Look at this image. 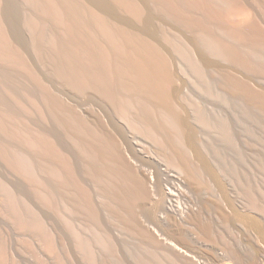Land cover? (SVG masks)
<instances>
[{
    "label": "rangeland",
    "instance_id": "rangeland-1",
    "mask_svg": "<svg viewBox=\"0 0 264 264\" xmlns=\"http://www.w3.org/2000/svg\"><path fill=\"white\" fill-rule=\"evenodd\" d=\"M39 1L11 0L9 4L15 5L11 11L3 2L0 7V37L7 34L11 39V45H7L5 38H0V52L4 51L0 53L4 55L0 56V114L8 111L4 117L0 115V170L6 169L4 157L11 160L12 154L26 155L34 167L33 173L38 171L49 179L53 195L68 203L70 209L76 211L92 229L98 228L96 231L101 233L98 240L103 243L99 241L101 245H98L99 242L89 240L88 250L94 255L92 259L86 257L82 249L79 264H130L123 255L124 248H129L125 252L132 254L137 262L140 261L139 264H149L147 251L162 254V257L169 254L170 264H264V74L249 69L250 74L247 77L245 73V78V70L236 71V78L247 80L250 86H246L250 91L241 88V93L238 90L239 95L230 89L209 86L205 83L209 78L197 77L195 72L194 77L193 71L190 72L192 76L177 72L171 62L172 84L162 85L156 91L159 94L155 92L162 101L158 97L154 100V95L141 91L140 87H135L137 92L135 89L127 90L126 86L124 89L125 84L122 85L118 77H113L114 72L111 69L108 72L104 63L110 58L114 63H120L124 58L113 55L112 43L110 46L106 42L109 40L103 41V36L96 29L93 32L96 39L92 36L93 40L90 37L93 30L85 31L89 30L88 24L95 26L94 17L89 14L92 10L88 9H93L91 14L97 12L104 16L106 23L107 18L108 22L110 19L108 14L101 12L91 1L82 2L83 6L89 2L88 9L84 8L91 16L90 21L86 15L84 17L87 18L83 19V14L77 18L84 25L89 21L88 27L82 30L85 26L75 23L77 14L69 16L75 17L73 22L67 17L69 14L61 7L62 0L57 5H61L59 12L63 10L65 13L61 12L63 17L59 13L61 18L55 20V15L47 11V2ZM80 1L73 0L74 5ZM101 1L116 10L118 15L125 13L115 0ZM90 4L94 7H89ZM82 5L78 4L77 8ZM6 8L8 13L4 11ZM77 8L75 13L80 14L81 9ZM83 9L81 13L86 14ZM251 11L263 19L264 0H252ZM46 12L50 14L48 17ZM243 12L238 9L236 13L240 16ZM13 14L17 15L16 20ZM59 20L63 21L62 24ZM64 20L70 23L69 26ZM224 25L228 26L226 22ZM74 26L83 33L74 31L77 29ZM79 35L90 38L86 36V41ZM88 42L92 46L89 47ZM98 44L100 48L105 44L103 48L113 52V58L106 59L105 54L97 49ZM102 55L104 60H100ZM245 90L247 93L255 92L250 95L252 100L245 96ZM164 95L171 97L164 100ZM172 102L175 106L171 105ZM49 123L55 126L54 134L59 138L62 136L60 139L63 141L59 139V142L67 149L66 152L47 145L45 134L48 136L47 130L54 127ZM50 136L48 138L52 139ZM33 142H36L35 146ZM42 142L50 151L43 150L45 145ZM67 152L77 158V163L82 162L78 167L79 174L74 172L78 176L71 175L75 179L69 178L67 171L64 173L66 158L63 157ZM20 177L22 182L24 176ZM136 213L143 224L141 231L131 228L130 223L136 219ZM157 217L158 220H154ZM145 219L150 223L144 222L145 225ZM149 230L154 234L153 240ZM231 251L239 253L240 259L232 258Z\"/></svg>",
    "mask_w": 264,
    "mask_h": 264
},
{
    "label": "bare ground",
    "instance_id": "bare-ground-1",
    "mask_svg": "<svg viewBox=\"0 0 264 264\" xmlns=\"http://www.w3.org/2000/svg\"><path fill=\"white\" fill-rule=\"evenodd\" d=\"M37 1H39V0H37ZM45 1L47 2L46 4L48 5L47 6L44 3L46 5V7H48L47 11L50 10L49 12L52 13L51 15H53V14L55 15L53 18L54 20H55V18L60 19L61 18V17H59L60 15H62V17H63V14L61 12L63 10L64 11L66 10L65 11L66 14L67 15L69 14L68 16L66 15L67 17H69L71 15H75V14L78 15V17H76L77 22H75V23H78L77 25L80 26L79 23H81V22H78V21L80 19L79 17L82 14H83V17L86 15L88 17L89 21L91 20V16L93 15V17H94L93 24L95 23V26H93L94 28L90 24H88L89 21H88V23H86L85 22L86 20H85L84 21V23H86L85 25L82 24L83 22L81 23V25H84L85 28L80 26V27H82V30H85L89 26V30L86 29L85 31L88 32V31H91V29H92L93 31L91 33H93L95 31L94 29H96V31L99 32V34L101 33V35L103 36L102 37L103 41L109 40L110 42L106 41L107 43H109V45H110V43H112L113 46L112 45H110V46H112V48L114 50L111 49V51H113L116 55L113 54V52L111 53L109 50H107L106 46H105L106 49H104L103 46L105 44L104 45L102 44V47L100 48V45H99L100 43L98 42L99 46H97L98 47L97 49L98 50L100 49L101 53L105 54L104 56L107 57L106 59H108V57L109 58L112 57L113 55L116 57L119 55L122 58H124V60L120 59V61H121L120 63L115 62L116 64L114 63V60H111V58H110V61H109V59H108V61H106V60L104 61L107 68L109 69V70L107 69V71L110 72L112 70V72H114L113 73L114 76H113V74H111L112 72L109 74V76L111 75V77L112 76L113 77L116 76V78L118 77V80L120 79L119 80L120 83L122 85L125 84L123 86V88L125 86L127 88H129V89H127L125 87L127 90H131V89L134 90L135 89L134 91H136L135 87H140L141 91H145V92L148 91L150 94L154 95V100L157 99V97L159 98L160 95L159 96L157 95V94H159V92H156V91H159V89L162 88L161 87L162 85H166V84L171 85L172 84V81H173L172 80L173 79L172 74L173 73L171 71L172 70L171 66H173V64H171V62L175 64L174 69L177 72H181L183 74L185 73V75L188 73L189 75H191L190 72L193 71V72H191L193 76L195 74H197L198 75V76L196 75L197 77L202 76V78L207 77V78H205L206 80L208 78L211 79V81H209V82H208L209 79L207 80V82H205L206 80H204V82L207 83L209 86H212L213 88H216V89H228V90L230 89L233 92H235V91L239 92L238 90H240L241 88L242 89L245 88L247 90L248 87L246 88V86H249V84H247L248 82H246L247 80L244 79L245 80L244 81L243 79L239 80L238 78H236L237 77L236 74L239 71L245 70L246 72H244V73L242 72V73L244 75H245V73L248 74L247 77L250 74V73H248V72H250L249 69H251V71L253 70L255 72H259L260 74H264V20H263L264 17H263V19H262V16L257 17L251 11L252 10V0H244V2L241 0H115V2H117L122 7L121 9H123V11L125 12L124 13L125 15L124 14L118 15L116 10L115 11L112 10V8L107 3L105 4L101 0H96L95 3L92 2V0H85V1L81 0L80 3H78L79 1L75 2V3H77V5L75 4L76 6L74 5L73 0H62L61 3L63 2L62 4L63 5L65 4V6L60 5L63 8V10H61V12H59L61 7L59 5H57L58 1H60V0H45ZM56 1H57V3H56ZM87 1H89V2L91 1V3L96 5L97 8L101 12L108 14L107 16H110L109 22H108V18H107V23H106L105 17L102 16L101 14L97 13V12H94L93 14H91L93 12V9H88L87 6H88L89 2L86 5H84V6H86L85 7L86 9H88L90 11L92 10L91 12H89V14L91 16H88L89 15L88 11H86L84 6L82 5V2L86 3ZM10 2H11V0H0V7H1V4H3L5 6L8 5L6 7L9 8V10L12 8H15L14 4H13V7H12V4H9ZM78 4L82 5L83 7L81 6L82 8L81 7L77 8ZM93 4L92 5L90 4L89 7L90 6L94 7ZM45 5H44V7H45ZM64 7H65V9H64ZM74 7H75V10H74ZM7 8L4 11L7 12V10H8ZM76 8L78 10L81 9V12H82V9L84 8L83 10H85L87 13L86 12H85L86 14L81 13V12H80V14H79V12L75 13ZM121 9H119V10H121ZM238 9H242L245 12H243L239 16L236 13ZM248 9H250V11H248ZM0 10H1V8H0ZM13 10L11 13H9L10 15L13 13ZM40 13H41V11H40ZM59 13H61V14L59 15ZM0 14H1V12H0ZM48 15H50V14L47 13V17H48ZM0 16H2V15H0ZM15 16H17V15H14V18H15ZM8 17H7V20H8ZM51 17H53V16H51ZM83 17H81V19ZM87 17H84L83 19H86ZM14 18H13V20H14ZM70 18L71 17H69V19ZM73 18L75 19L74 16L70 19L72 22H73V20H72ZM77 18H79V19L77 20ZM3 19H5L4 16H3ZM41 19H43V18H40V20ZM15 20H16V18H15ZM8 22H9V20H8ZM62 22L60 21L59 23L62 24ZM225 22H226V24H228V26L224 25ZM9 23H8V27H9ZM15 23H17V22H15ZM59 23H58V25H60ZM64 23H67V22H65V20H64ZM75 23H74V25H76ZM1 24H2V21H1V17H0V26H1ZM41 24H40V26H41ZM69 24H68V26H69ZM87 24H88V26H87ZM6 25H7V23H6ZM71 25L73 27V24H71ZM62 26H64V25H62ZM72 27L71 28L69 27L70 28L69 30H71ZM77 27H75V28H77ZM75 30H79V29L77 28V29H74V31ZM80 31H81V29L78 31V34ZM89 33H88V35H89ZM8 34L11 35V32L10 33L8 32ZM84 34H87V33L84 32ZM93 34L90 36L92 40H93L94 36L96 39V34H94V35ZM6 35L4 37H0V38H5V40L7 41L6 44L8 43L7 45H9V44L11 45V42H10L11 39L9 36H6ZM88 35H86V36L88 37ZM81 36L79 38H81ZM86 36L82 37L81 39L85 38ZM90 37H88V38H90ZM100 37H98V38H100ZM67 38H69V37H67ZM79 38H76V39H79ZM70 39H71V36H70ZM85 39L83 41H85ZM87 39H86V41H88ZM66 41H67V39H66ZM2 42H4V41H2ZM86 43L87 42H84V44H86ZM88 44H89V42H88ZM53 45L55 47V44H53ZM63 45H64V43H63ZM90 45L92 46V43L89 44V47H90ZM94 45L96 46L97 43H95ZM78 47H80V46L78 45ZM85 47H86V45H85ZM10 48H11V46H10ZM52 48H53V46H52ZM110 48L108 47V49H110ZM75 49H76V47H75ZM11 50H12V48H11ZM58 51H57V53H59ZM75 51H77V50H75ZM3 52H0V53L3 54ZM111 54H113V55H111ZM0 56H4V55L0 54ZM9 56L10 55H8V57ZM83 57H82V60H83ZM1 58L4 59L3 57H1ZM104 59H103V55H102V58L100 60H104ZM95 60H94V63H95ZM115 60H117V58ZM84 61H86V60L84 59ZM88 61L89 60H87V62ZM91 61H89V63ZM97 61H99V60H97ZM87 62H86V64H87ZM100 62H102V61H100ZM3 63H6V62L4 61ZM3 63H2V65H3ZM169 64L171 66H169ZM94 67H93V69H94ZM84 71H86V70H84ZM236 71H238V72L236 73ZM194 72H195V74H194ZM105 73H103V75ZM233 73H235V74H233ZM258 74H256V75L258 76ZM88 76H89V74H88ZM243 77L247 78L246 75ZM108 78L110 81L108 80ZM202 78H201V80H202ZM96 80H97V78H96ZM99 80H100V77H99ZM107 80L109 82H111L110 77H107ZM118 80H116V82ZM101 81H102V79H101ZM105 81H106V79H105ZM112 81H115V80H112ZM198 82H196V83L199 84L201 81L199 83ZM200 84H202V83H200ZM108 85H110V84H108ZM108 85H107V87H108ZM122 85H120V87H122ZM164 87L165 86H163V89H164ZM110 88H113V85ZM141 88L145 89V90H142ZM107 90H109V89H107ZM246 90H245L246 93H247V91H250V90H247V91ZM241 91L243 92V90H240V92ZM163 92L161 94H163ZM165 92H166V89H165ZM240 92H239V95L242 93V92L241 93ZM168 93H169V91H168ZM253 93L255 94V92H253ZM253 93L248 92L245 96L246 97L249 96V98H251L252 96H250V95ZM245 96H243V97H245ZM167 97L165 96L164 100H166ZM170 97H168V98H170ZM249 98H244V99L249 100ZM152 99H153V97H152ZM159 99L161 100L162 98H159ZM250 100H252V98ZM258 100H259V98H258ZM168 101H169V99H168ZM168 101H167V103H168ZM169 105H170V102H169ZM171 105H174V103ZM163 106H164V104H163ZM167 106H168V104H167ZM165 107H166V105H165ZM47 108L48 107H46L45 109L50 113V111L48 109L51 108V106L49 105V108L48 109ZM53 109H54V107H53ZM53 109H51V110H53ZM46 110H45V113L47 112ZM170 110H172V109H170ZM174 111H175V109H174ZM4 112H5L4 114H2V112L0 114L3 117L5 116V114H8V111L7 112L4 111ZM2 116H1V118H2ZM6 116L8 117L9 115H6ZM250 120H252V119H250ZM49 122H51V121H49ZM170 122H172V121H170ZM167 124H168V122H167ZM50 125H52V124H50ZM170 125H172V124H170ZM53 126L54 125H52V127ZM54 128H55V126L53 127V129H51L53 131L52 133H51L50 128L49 129H48V127L45 128V130L48 129L47 131L49 132L48 136H47V133L45 134V136L47 138L46 141L49 143V144H47V142H46V144L49 145V147H50V145L53 148L56 147L55 150L57 149L59 151L61 149V150H64L63 152H66L67 149L65 150L63 148L62 143L59 142V139L62 136L60 135L61 136L60 138L58 136H56L57 134L56 133L54 134V131H55ZM52 134H54L55 136L53 137ZM50 135H52V136H50ZM49 136L51 138L53 137L54 139L48 138ZM39 139H40V137H39ZM41 139H43V138H41ZM43 140H41V141H43ZM61 141H63V140H61ZM43 142H45V140ZM89 142H88V145H89ZM33 143H34L33 146H35L36 142H33ZM38 143H40V142H38ZM40 144H36V146L38 145L40 147L42 145V144L41 145ZM44 145H45V143H43V146ZM47 145H45L43 150H45V148L48 147ZM85 146H86V144H85ZM57 147H59V148H57ZM48 148H46V149H48ZM38 150H39V148H38ZM52 151H54V150H52ZM28 152H29V150H28ZM46 153H48V152H46ZM67 154L65 153V155L63 157V158H66L64 160V161H66V163H65L66 165L64 164L63 167L65 170L64 173L67 171L66 175L68 173L69 176L68 175L67 176L70 178L72 176H76L77 175L76 173L79 174L78 167L80 166V164L82 162L79 161L80 164L77 163V161H76L77 158L75 159L73 154H71L70 152H67ZM28 156H30V155L28 154ZM90 156H88V158H91ZM85 157H86V155H85ZM243 157H245V156H243ZM4 158L10 164L7 163V161L5 159H3L4 162H6L5 165H6L7 170L5 169V171H3L4 169L2 170V168H1L2 171L0 170V264H79L80 258H81L80 257L81 251L83 252V250H84L83 254H86L85 255L86 257H89V258L93 257V255H94L93 252L89 253V250H88V247L90 246V245H88V243H89L88 241L92 240V243H93V241L95 243H98L99 241H101V239L98 240V238H101L99 236L100 231L97 232L98 228L97 229L93 228L94 229L93 230L89 225H87L86 223H84L81 220L80 216L77 214L76 211H74L73 209H70L68 203H66L65 201L62 202L59 198H57L53 195L54 189H53L52 185L50 184L51 182L49 183V179L42 177L38 171L33 173L34 167L31 166L32 164L26 158V155L25 156L24 155L18 156L16 154H12L11 160L9 159V157H4ZM89 160H88V164H90ZM64 161H63V163H64ZM245 161H247V160H245ZM245 164L247 165V163H245ZM7 165H9V166H7ZM2 167H4V164ZM17 171L20 174L19 173L17 174L16 173ZM74 172H76V173H74ZM9 174H10V176H13V178L11 177L13 180L11 178H9ZM19 175H21V177L22 176H24V177L21 178ZM18 177H20L21 180L22 179H24V180H22V182H20V179ZM73 179H75V178H73ZM18 180H19V182H18ZM133 191L135 192V190H133ZM133 191H131V193ZM124 194L122 193V195H124ZM130 196H131V194H130ZM136 197H134V198H136ZM123 199H122V201H123ZM115 200H117V198ZM133 202H135V201L133 200ZM136 203H138V202L136 201L135 204ZM130 204H132V203L130 202ZM133 205H134V203H133ZM98 206L101 207V205H98ZM137 206L138 205H136V207ZM131 208H132L131 210H134L133 207H131ZM142 209L145 211L144 208H142ZM96 210L97 209L95 208V211ZM147 211H148V209H147ZM132 213H134V212H132ZM130 214H131V212H130ZM153 214H155V213H153ZM134 216L137 219V217H136L137 213H136V215L134 214ZM96 217H98V216H96ZM129 217H131L133 220L132 216L129 215ZM136 219L133 220V222L131 221L132 222V223H130L132 225V226L130 225L131 228L134 229V231L135 230L136 231L143 230L142 229L143 224L139 220L140 218L137 220ZM148 219H150V218H148ZM148 219L147 220L145 219L143 221V223L146 222V224H149L150 222L148 221ZM154 220H158V217H157V219H154ZM138 221H140V222H138ZM127 223H129V220ZM194 225H195V223H194ZM153 226H150V227H153ZM192 228H193V226H192ZM129 229H130V227H129ZM150 229H152V228H150ZM193 230H195V229H193ZM92 232H94V233H92ZM147 233H148V231H147ZM149 233H150L149 236L151 237V240H153L154 239L153 238L154 237L153 232L151 230H149ZM189 233L190 232H188L187 236L189 235ZM91 234H92V236H91ZM96 234H97V236H96ZM93 235L96 236L94 239H93V237H94ZM100 235H101V233H100ZM104 235H106V234H104ZM84 236H86V237L89 236V238H91V239H89V238L86 239V237H84ZM102 243L103 242L101 241V244ZM99 244H100V242L98 243V245ZM91 245H93V244H91ZM95 247H97V244H95ZM92 248L94 250L93 246H92ZM92 248H90L91 251H92ZM128 249L124 248V254L123 255L126 258V260L130 264H139L140 261L137 262L138 260L136 261L135 258L132 256V254L129 255V254H127L129 252H125V250L128 251ZM133 251H134V249H133ZM231 252H233L232 258H234L235 260L240 259L239 253H237L235 251H231ZM125 253H126V255H125ZM147 254H148V258H147L148 260L147 261L149 262V264H170L169 259H167L169 254H167L168 255L167 257H165L164 254L162 257L161 256L162 254L160 255L157 252H153V251H149V253L147 251L146 255ZM89 258H87V259H89ZM168 258H170V257H168Z\"/></svg>",
    "mask_w": 264,
    "mask_h": 264
}]
</instances>
